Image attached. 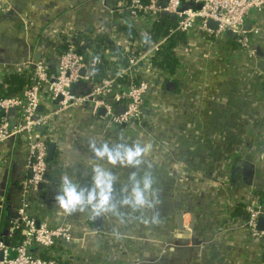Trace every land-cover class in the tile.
<instances>
[{
	"label": "crops",
	"instance_id": "0c3cea01",
	"mask_svg": "<svg viewBox=\"0 0 264 264\" xmlns=\"http://www.w3.org/2000/svg\"><path fill=\"white\" fill-rule=\"evenodd\" d=\"M126 1L0 0V62L12 67L40 60L54 70L57 39L71 30L78 46L93 47L102 63L112 65L114 48L128 50L133 42L120 27ZM251 23L262 33L248 32L254 55L241 61L222 60L219 36L190 32L178 49L186 58L183 75L152 68L146 58L142 67L150 79L152 108H145L139 125L127 134L89 103L58 112L49 141L54 150L38 193V219L69 229V264H264V237L248 238L243 224L247 203L264 199V10ZM102 37L115 47L108 48ZM89 84L81 79L77 87ZM56 103L39 109L50 110ZM8 118L12 125L17 122L13 112ZM90 142L150 146L137 174L147 170L154 178L159 202L143 216L155 214L157 223H143L137 219L140 213L122 222L113 214L93 217L87 208L65 214L58 207L60 176L88 186L94 163L114 173V199L123 195L134 169L96 161ZM28 171L27 145L16 137L3 141L0 229L5 202L19 207L18 182Z\"/></svg>",
	"mask_w": 264,
	"mask_h": 264
},
{
	"label": "built area",
	"instance_id": "2783aa9c",
	"mask_svg": "<svg viewBox=\"0 0 264 264\" xmlns=\"http://www.w3.org/2000/svg\"><path fill=\"white\" fill-rule=\"evenodd\" d=\"M183 1L192 2L193 5L180 7L181 0H127L124 6L126 15L122 23L132 26L135 34L131 36L128 31L123 33L121 30L123 35L133 41L127 45L126 63L99 80H95L92 71L102 63L100 56L94 54L91 50L93 47L78 46L71 30H64L57 39L59 45L64 44L65 47L53 71L49 72L45 63L40 60H29L21 66L12 67L0 62V144L16 137L27 145L29 153L28 174L18 182L19 207L15 209L16 215L9 220L7 227L10 235L17 230L19 223H23L24 233L14 244L0 239V264H69L67 255L72 241L71 232L63 224L38 219L42 203L34 195L46 179L49 167L47 150L51 131L55 127L54 120L63 109L89 103L94 110L103 107L105 121L118 127L122 134H127L139 125L146 114L145 108H152L147 100L150 79L144 73L145 67L142 64L165 40L163 37L149 47H143L147 31L152 29L159 14L174 17L175 25L168 30V36L177 31L188 32L192 29L215 38L229 32L234 36L237 50L223 48L221 50L224 56L230 60L237 52H242L247 57L254 55L248 32L254 35L262 33L251 21L254 14L264 10V0ZM209 19L216 23L214 29L207 26ZM248 23L250 30L246 27ZM180 43L175 47L177 56ZM22 72L30 74V82L18 93L4 95V77L10 73ZM176 75L178 73L172 74ZM81 79L90 82L88 88L77 87ZM58 96L60 99L54 108L39 109L45 103L55 101ZM119 106L123 107L122 111L118 109ZM12 112L17 117L14 125L8 118ZM40 127L43 132L38 129ZM245 211L243 224L248 230V238H263L264 229H257V223L260 217L264 218V206L249 201ZM31 247H35V250H30Z\"/></svg>",
	"mask_w": 264,
	"mask_h": 264
},
{
	"label": "clouds",
	"instance_id": "9594fccd",
	"mask_svg": "<svg viewBox=\"0 0 264 264\" xmlns=\"http://www.w3.org/2000/svg\"><path fill=\"white\" fill-rule=\"evenodd\" d=\"M148 144H116L109 146L95 142L89 143V148L96 161H104L108 165L129 167L134 169L127 177V183L122 186L123 195L114 199V184L116 177L110 168L94 163L91 167V182L88 186L78 185L67 174L60 176V191L55 196V202L65 214L81 211L87 208L93 217L113 214L123 222L135 213L143 223H157V216L151 215L147 219L143 213L151 210L159 202L158 193L153 187L154 178L150 171H143L138 175L140 166L144 163V156L149 149ZM127 211H122V210Z\"/></svg>",
	"mask_w": 264,
	"mask_h": 264
},
{
	"label": "trees",
	"instance_id": "16d2710c",
	"mask_svg": "<svg viewBox=\"0 0 264 264\" xmlns=\"http://www.w3.org/2000/svg\"><path fill=\"white\" fill-rule=\"evenodd\" d=\"M186 5H193L192 2H184L181 0L180 7L186 6ZM263 12L260 11V13ZM122 14L125 16L126 11H122ZM175 25V20L174 17L165 13L159 14L158 18L154 22V25L152 29L147 31V34L145 36V43L143 47H149L153 43L158 42L160 38L165 37V40L162 44H160L155 51V53L150 57V63L152 68H159L166 72L168 75L178 73V75H183L185 73L184 70V61L186 58H184V54H179V57L177 56L175 52V47L179 42H183L187 38L188 32L192 34H200L203 35L199 32H197L195 29L189 30L188 32H174L171 35L168 36V30ZM120 27H123V29H126L132 36V34H135L134 29L132 26L128 25L127 23H123L120 25ZM206 35H203L205 37ZM100 41L108 46V48H111L114 46V43L110 41L109 39L102 37L100 38ZM219 41L221 42L220 45L221 47L224 48H230L233 49L234 51L237 50V43L234 40V36L231 35L229 32H225L222 35L219 36ZM61 46V47H60ZM64 44L59 45L58 43L56 44V55H55V62L54 65L57 63V59L60 55V53L64 50ZM115 47V46H114ZM113 49V48H112ZM114 51L116 52V60L111 61L112 65H107V63H102L97 65L96 67L93 68L92 74L95 78V80H99L101 77L110 75L113 73V67L115 64L120 63V65H124L126 62V58L128 55V50L124 49H119L117 47L114 48ZM222 60L226 63L235 60L236 61H241L240 59L248 58L244 53L242 52H237V54L229 60L228 57L224 56V54L219 52ZM183 61V62H182ZM51 66L53 64L51 63ZM50 66V69L48 71H53V67ZM170 76V78H171ZM30 74L26 72L22 73H10L7 74L3 82L5 84V89L3 90L4 95H12L18 93L27 83L30 82ZM123 80V79H121ZM170 80V82H172ZM169 82V86H170ZM0 89H2V85H0ZM52 105H54V102H50ZM40 193V190L36 192L34 195L38 196ZM261 205L264 206V199L259 201ZM10 205H12L11 201H7L4 204V210H3V219H4V227L0 229V239L4 240L5 242L8 243H17L19 239L23 236L24 233V225L23 223L18 224L17 230H15L12 234H8V223L11 218H13L16 215V210L14 207L12 208Z\"/></svg>",
	"mask_w": 264,
	"mask_h": 264
},
{
	"label": "water",
	"instance_id": "95a60500",
	"mask_svg": "<svg viewBox=\"0 0 264 264\" xmlns=\"http://www.w3.org/2000/svg\"><path fill=\"white\" fill-rule=\"evenodd\" d=\"M197 6H199V5H197ZM207 26L210 27V28H213V29H214L215 26H216V23H215L213 20L209 19V20H207ZM249 26H250V23H248V24L246 25L247 29L249 28ZM81 73H82V71H81ZM59 99H60V96H58V97L55 99L54 102H57ZM118 108H119L120 110H122V107H118ZM99 111H100L101 113H103V112H104L103 107L99 108ZM53 150H54V143H53V142H50V143L48 144V150H47V158H48V159H50V158L52 157ZM41 186H42V183L40 184V187H41ZM257 229H259V230L264 229V218H263V217H260V218L258 219ZM30 250L34 251V250H35V247H31ZM0 258H1V255H0Z\"/></svg>",
	"mask_w": 264,
	"mask_h": 264
}]
</instances>
